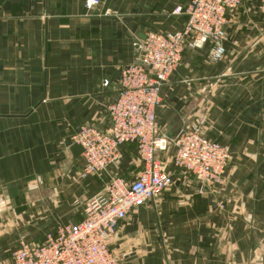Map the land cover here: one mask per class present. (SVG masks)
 Segmentation results:
<instances>
[{
	"label": "crops",
	"instance_id": "0c3cea01",
	"mask_svg": "<svg viewBox=\"0 0 264 264\" xmlns=\"http://www.w3.org/2000/svg\"><path fill=\"white\" fill-rule=\"evenodd\" d=\"M186 1L88 10L85 0H0V264L20 240L82 220L107 176H79L69 137L82 124L107 130L134 40L181 28L174 10ZM227 19L224 57L208 62L207 46H186L156 109L167 136L203 118V134L230 152L226 176L211 184L169 164L171 183L118 223L117 264H264V0L242 1ZM141 169L125 143L109 172L133 180Z\"/></svg>",
	"mask_w": 264,
	"mask_h": 264
},
{
	"label": "built area",
	"instance_id": "2783aa9c",
	"mask_svg": "<svg viewBox=\"0 0 264 264\" xmlns=\"http://www.w3.org/2000/svg\"><path fill=\"white\" fill-rule=\"evenodd\" d=\"M242 1L187 0L174 10L185 16L181 28L147 32L134 40V60L120 70L116 97L106 107L107 130L82 124L69 137L81 147L79 176H107L101 190L87 200L78 223L46 231L40 243L20 240L9 264H117L110 245L118 223L171 183L169 164L202 182L220 184L224 180L230 152L203 134L205 120L194 119L167 137L161 132L156 109L160 88L180 64L186 46H207L208 62L224 57L227 15ZM99 4L100 0H85L88 10ZM125 143L135 145L142 164L133 180L109 172L118 163ZM170 147L174 153L168 162L159 154Z\"/></svg>",
	"mask_w": 264,
	"mask_h": 264
},
{
	"label": "water",
	"instance_id": "95a60500",
	"mask_svg": "<svg viewBox=\"0 0 264 264\" xmlns=\"http://www.w3.org/2000/svg\"><path fill=\"white\" fill-rule=\"evenodd\" d=\"M141 38H143V36H142ZM166 136H167V135H166ZM167 137H170V135H168ZM69 142H70V140H69ZM70 146H71L72 153H73L74 155H79V154H80V152H81V147H80L78 144H75V143H71V142H70Z\"/></svg>",
	"mask_w": 264,
	"mask_h": 264
},
{
	"label": "rangeland",
	"instance_id": "374dc122",
	"mask_svg": "<svg viewBox=\"0 0 264 264\" xmlns=\"http://www.w3.org/2000/svg\"><path fill=\"white\" fill-rule=\"evenodd\" d=\"M112 174H114V173H112ZM114 175H116V174H114ZM106 176V175H105Z\"/></svg>",
	"mask_w": 264,
	"mask_h": 264
}]
</instances>
